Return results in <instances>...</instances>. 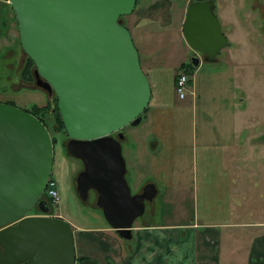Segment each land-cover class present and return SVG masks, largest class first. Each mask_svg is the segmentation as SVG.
Wrapping results in <instances>:
<instances>
[{
	"label": "water",
	"instance_id": "95a60500",
	"mask_svg": "<svg viewBox=\"0 0 264 264\" xmlns=\"http://www.w3.org/2000/svg\"><path fill=\"white\" fill-rule=\"evenodd\" d=\"M22 52L34 64L35 83L57 109L67 138L66 152L83 169L75 191L95 205L123 240L155 198L153 184L131 194L121 153L122 130L141 122L151 98L130 32L120 18L136 0H8ZM214 2L186 9L182 35L197 68L214 63L228 45ZM116 134V138L113 135ZM53 143L33 115L0 103V264H77L71 225L58 217L30 216L50 209L41 197L51 176ZM78 264H97L84 260Z\"/></svg>",
	"mask_w": 264,
	"mask_h": 264
},
{
	"label": "rangeland",
	"instance_id": "374dc122",
	"mask_svg": "<svg viewBox=\"0 0 264 264\" xmlns=\"http://www.w3.org/2000/svg\"><path fill=\"white\" fill-rule=\"evenodd\" d=\"M3 1L6 2L4 8L7 18L4 23L2 21V28L4 33L9 29V41L3 42L4 48L0 52V103H12L21 110H28L33 105L44 107L49 102L54 106V94L48 98L40 88L35 89L22 80L25 56L18 43L13 12L8 0ZM191 3V0H139L134 12L121 21L131 34L149 84L151 76H147V69L161 73L162 88L167 98L173 99V108L166 116L163 135H158L156 124L149 125V109L138 125H129L122 130L124 139L121 141V153L126 166L125 180L131 194L136 192V183L140 185L137 192L147 184H153L157 191L153 201L145 204L144 215L135 223L189 221L194 204L192 192L197 174L195 166L199 169L222 166L232 170V202L241 204L239 208L246 216L244 219L264 221V47L260 41V38H264V0L215 1L214 15L219 20L222 33L233 45L224 47L216 62H202L198 70L194 69V88L188 84L185 98L181 100L173 91L172 77L173 80L176 76H184L187 80L190 78L188 73L185 75L180 70V66L195 56L182 35L186 9ZM154 4H158V8L151 11L150 7ZM231 49L238 68L242 67V90L233 91V97L230 98L229 92L232 91L235 76L225 72L228 60L226 54ZM241 99H244L242 103ZM226 110L231 114L244 110L243 120H247L248 127L245 128V124L240 122L239 113L235 119L229 117ZM49 116L45 121H50ZM233 133H237L233 136L237 145L233 159H230L228 153L220 156L219 150L216 158H207L201 163L195 160L198 145H225V137H232ZM53 137L56 142L53 144L50 178L57 183L60 201L58 205L51 204L53 212L47 216L58 217V213H62L68 219L78 211L99 212L94 206L91 192L86 204L77 197L75 178L80 163L68 158L64 150L67 143L65 133L59 132ZM147 144L149 156L143 153ZM134 152L142 153V164L136 170L139 178L130 165ZM173 153H178L180 158L172 159ZM212 154L215 153L210 154L213 157ZM165 163L172 172L166 176L170 183L175 184L179 179L181 187H184L183 194L175 200L166 201L163 197L166 188L158 169ZM144 168H147V172ZM176 169L180 174L177 171L178 175L175 176L173 170ZM180 200L177 207L176 203Z\"/></svg>",
	"mask_w": 264,
	"mask_h": 264
},
{
	"label": "crops",
	"instance_id": "0c3cea01",
	"mask_svg": "<svg viewBox=\"0 0 264 264\" xmlns=\"http://www.w3.org/2000/svg\"><path fill=\"white\" fill-rule=\"evenodd\" d=\"M5 4L6 2L0 0V52L4 48L3 45L9 41V29L6 34L2 28V21L4 23L7 18ZM226 57L228 60L225 73H232L235 76L232 91L229 92L231 98L233 91L242 90V67L238 68L237 60L229 52ZM201 63L202 59L197 70ZM146 73L147 76H151L148 121L149 125L156 124L158 135L161 136L165 131L166 116L173 108V99L167 98L162 88L161 73H156L152 69H147ZM192 80L191 88L193 89L194 77ZM172 85L174 91L173 77ZM240 101L242 103L244 99ZM226 113L234 118L239 113L240 122L245 124V128L248 127L247 120H243L244 110L234 114L226 110ZM236 134L225 137V142L227 141L225 145L215 143L198 145L195 160L201 163L207 158H216L219 150L220 156L223 157L224 153H228L230 159H233L237 153V145L235 146L234 143L236 138L233 137ZM148 150L147 144L143 148L145 156H149ZM213 152L215 154H212L214 155L212 157L210 154ZM141 154V152L139 154L134 152L130 163L138 178L136 170L142 164ZM171 158L177 160L180 156L178 153H173ZM207 168L199 169L195 166L197 174L192 192L194 204L189 221L162 224L145 221L134 223L131 230L132 238L129 241L120 238L109 227L100 211L91 213L78 211L68 219H65L62 213H58V218L66 220L73 228L76 262L91 260L97 264H264V221L244 219L246 216L239 208L241 204L232 202V170L222 166ZM173 171L175 176L178 172L180 174L177 169ZM158 174L162 177L161 181L166 188L163 196L166 201L175 200L174 198L183 194L184 187H181L179 179L176 178L177 183L173 184L166 177L172 174L166 163L159 167ZM135 186L137 192L140 185L136 183ZM180 203L181 200L176 203V206L179 207Z\"/></svg>",
	"mask_w": 264,
	"mask_h": 264
},
{
	"label": "trees",
	"instance_id": "16d2710c",
	"mask_svg": "<svg viewBox=\"0 0 264 264\" xmlns=\"http://www.w3.org/2000/svg\"><path fill=\"white\" fill-rule=\"evenodd\" d=\"M204 1H213L214 4H215V1L216 0H191V2H204ZM139 4V0H136V7L137 5ZM158 4H154L152 7H150V10H155L157 9ZM10 7V6H9ZM12 11V10H11ZM13 12V11H12ZM134 12V11H133ZM14 15V14H13ZM145 18H148L150 16H143ZM15 19V18H14ZM123 17L120 18V20L122 21ZM16 22V21H15ZM18 43H19V38H18ZM23 53V52H22ZM23 55L25 56V58L23 57V61H24V65H23V68H22V80L26 83H29V85H32L35 87L36 86V83L34 84L35 82V78H34V74H33V70H34V64L33 62L23 53ZM194 69L195 67H193V65L189 62L187 63H184L180 66V70L186 75L187 73L190 75V78H188L187 80V85L189 84L190 86L192 85V77H193V72H194ZM178 79V76H176L174 78V85L176 84V81ZM38 88V87H37ZM36 89V88H35ZM49 98V97H48ZM6 104H9V105H12V103H6ZM14 106V105H12ZM52 109V112L49 113V111H51ZM148 110V107L145 109V111L143 112V115L144 113H146ZM28 113H30L31 115H33L34 117H36L45 127L46 129L48 130L49 134L51 135V138H52V143L54 144L56 142V138L53 137L54 135H56L57 133L59 132H64V127H63V124H62V121H61V118H60V115H59V112H58V109H57V99L55 97V103H54V106L51 105V103L49 102L47 105H45L44 107H38L36 105H33L31 106L30 109L28 110H24ZM50 115V116H49ZM142 115V116H143ZM49 116V122L48 121H45V118ZM65 133V132H64ZM65 152H66V145H65V148H64ZM67 153V152H66ZM68 157H70L68 154H67ZM92 193V197H93V202H94V206L95 208L96 205H95V201H96V193L94 191H90ZM42 199V198H41ZM50 202V212H53V207H52V203L51 201L49 200ZM83 204L87 203L86 202H82ZM98 209V208H97ZM36 210L39 211L38 208H36ZM99 211L101 212V210L99 209ZM49 212V213H50Z\"/></svg>",
	"mask_w": 264,
	"mask_h": 264
},
{
	"label": "built area",
	"instance_id": "2783aa9c",
	"mask_svg": "<svg viewBox=\"0 0 264 264\" xmlns=\"http://www.w3.org/2000/svg\"><path fill=\"white\" fill-rule=\"evenodd\" d=\"M187 89V78L182 76L177 79L175 84V92L179 99H184ZM46 196L51 200L53 205H58L60 196L57 188V183L53 179H49L45 188Z\"/></svg>",
	"mask_w": 264,
	"mask_h": 264
},
{
	"label": "flooded vegetation",
	"instance_id": "af4514ba",
	"mask_svg": "<svg viewBox=\"0 0 264 264\" xmlns=\"http://www.w3.org/2000/svg\"><path fill=\"white\" fill-rule=\"evenodd\" d=\"M228 39V38H227ZM260 41H261V43H262V45H263V47H264V38L262 39V38H260ZM233 45L232 44V42H228V45L227 46H229V45ZM229 54L230 55H232V56H234L233 54H232V49H231V51H229ZM198 55V57L199 56H201V57H199V58H203L202 57V55H200V54H195V56H197ZM113 137H115L116 138V134H114L113 135ZM69 159H73V158H71V157H68ZM73 160H76V159H73ZM77 162H79L80 164V170H79V172L80 171H82V169H83V165H82V163L79 161V160H76ZM79 172H77V173H79ZM50 179H52V178H50ZM141 191H142V189L140 190V192H135V194H138V193H141ZM77 197H78V195H77ZM42 199V201H44V203H46L47 205H48V207H49V209H50V202H49V199H48V197L46 196V192L44 191V193H43V195H42V197H41ZM29 215L30 216H43V215H48V214H43L40 210L38 211V210H36V208H34L30 213H29ZM79 262H77V264H78Z\"/></svg>",
	"mask_w": 264,
	"mask_h": 264
}]
</instances>
